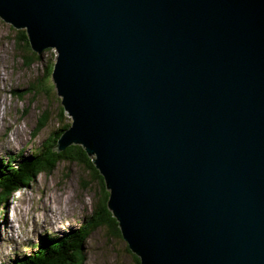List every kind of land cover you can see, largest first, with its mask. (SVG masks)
Instances as JSON below:
<instances>
[{
  "label": "water",
  "instance_id": "95a60500",
  "mask_svg": "<svg viewBox=\"0 0 264 264\" xmlns=\"http://www.w3.org/2000/svg\"><path fill=\"white\" fill-rule=\"evenodd\" d=\"M141 264H264V0H0Z\"/></svg>",
  "mask_w": 264,
  "mask_h": 264
},
{
  "label": "rangeland",
  "instance_id": "374dc122",
  "mask_svg": "<svg viewBox=\"0 0 264 264\" xmlns=\"http://www.w3.org/2000/svg\"><path fill=\"white\" fill-rule=\"evenodd\" d=\"M20 31L0 19V164L9 154L33 157L53 144L55 132L72 124L67 113L60 115L62 98L51 76L55 49L37 54L27 41L17 42ZM33 55L39 58L28 65ZM46 111L49 119L40 125ZM104 191L97 175L78 163L60 161L53 172L40 174L0 210V264L77 230L100 210ZM84 249V264H135L136 254L108 225L96 229Z\"/></svg>",
  "mask_w": 264,
  "mask_h": 264
},
{
  "label": "trees",
  "instance_id": "16d2710c",
  "mask_svg": "<svg viewBox=\"0 0 264 264\" xmlns=\"http://www.w3.org/2000/svg\"><path fill=\"white\" fill-rule=\"evenodd\" d=\"M24 30L20 31L17 42L24 40L29 44ZM33 56H29L28 65L39 58L37 55ZM60 112V115H64L63 107H61ZM45 114L40 125L49 119L47 111ZM69 127L70 124H67L55 132L54 138L50 139L53 144L44 145V148L33 157L9 154L8 159L0 164V210L6 207L7 202L14 196L16 191L29 187L32 182L38 179L40 174L53 172L60 161L78 163L91 169L100 179L103 189H106L103 177L82 146L71 145L61 152L56 150L60 136ZM108 198L109 192H105L104 204L100 210H97L100 214H97L96 211L90 220L83 223L77 230H70L61 238L53 237L47 241H42L35 252L22 258L15 257L6 264H84L86 261L85 244L96 229L108 225L115 231V234L122 236L117 220L107 207ZM134 258L135 264H141L136 255H134Z\"/></svg>",
  "mask_w": 264,
  "mask_h": 264
},
{
  "label": "bare ground",
  "instance_id": "6f19581e",
  "mask_svg": "<svg viewBox=\"0 0 264 264\" xmlns=\"http://www.w3.org/2000/svg\"><path fill=\"white\" fill-rule=\"evenodd\" d=\"M12 231V230H11ZM55 235H58L57 233H55ZM10 242V241H9Z\"/></svg>",
  "mask_w": 264,
  "mask_h": 264
}]
</instances>
